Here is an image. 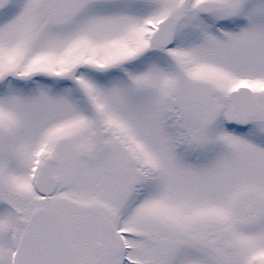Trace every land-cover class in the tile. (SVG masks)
<instances>
[{
  "label": "snow or ice",
  "instance_id": "obj_1",
  "mask_svg": "<svg viewBox=\"0 0 264 264\" xmlns=\"http://www.w3.org/2000/svg\"><path fill=\"white\" fill-rule=\"evenodd\" d=\"M0 264H264V0H0Z\"/></svg>",
  "mask_w": 264,
  "mask_h": 264
}]
</instances>
